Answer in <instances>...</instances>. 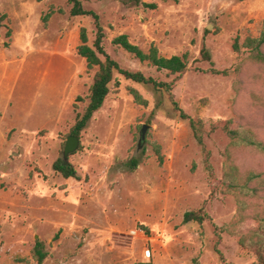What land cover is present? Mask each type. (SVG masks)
Returning <instances> with one entry per match:
<instances>
[{"label": "rangeland", "instance_id": "1", "mask_svg": "<svg viewBox=\"0 0 264 264\" xmlns=\"http://www.w3.org/2000/svg\"><path fill=\"white\" fill-rule=\"evenodd\" d=\"M82 2L100 15L104 46L122 67L173 84L180 107L203 122L204 146L165 90L116 74L118 84L69 155L80 178L63 177L53 163L63 157L97 70L78 54L80 30L92 42L96 28L91 17L70 15V0H0L7 15L0 35V264H38V243L47 253L42 264H260L239 238L258 225L251 214L264 210V185L249 183L258 195L242 197L250 216L239 221L224 173L234 164L242 181L250 171L264 176V151L232 145L224 127L249 128L264 142V63L243 46L260 33L264 0ZM122 33L145 51L154 44L164 56L188 52L187 71L168 74L140 61L112 44ZM203 45L211 61L200 59ZM134 156L141 162L130 170ZM200 208L202 223L183 222L186 211Z\"/></svg>", "mask_w": 264, "mask_h": 264}, {"label": "trees", "instance_id": "2", "mask_svg": "<svg viewBox=\"0 0 264 264\" xmlns=\"http://www.w3.org/2000/svg\"><path fill=\"white\" fill-rule=\"evenodd\" d=\"M70 2L72 3L70 9L71 16H89L93 20V24L96 28L94 40L91 42L87 28L81 27L80 44L78 45L77 50L78 54L86 60L88 69L97 68L93 83L90 87L88 104L84 112L78 113L76 123L71 129V134H75L80 137L81 132L87 127L94 113L103 106L106 97L112 89V85L118 84V81H115V75L120 74L127 80L151 86L157 91L165 90V92L169 95L174 109L180 111L181 118L189 121L196 140L204 146L203 122L200 119L191 117L180 107L173 93V84L171 82L161 81L153 76L146 75L141 70H130L122 67L120 63L109 54L104 46L106 32L105 27L101 22L100 15L94 10L86 9L82 0H70ZM150 6L154 7L155 5L152 4ZM60 12H62V10ZM50 14L51 13L49 12L43 17L44 22H47ZM6 18V14H0V35L2 28L5 26ZM8 34H11L10 30L8 31ZM112 44L123 48L142 62L147 61L158 70H166L168 74H178V76H180L188 69V52L172 56H164L160 54L158 47L154 44L150 46L148 51H145L139 45L133 43L126 33L115 36L112 39ZM243 46L250 50L251 59L264 63V20L259 35L247 37ZM235 49H240L237 43L235 44ZM211 58L212 56L210 50L206 47V45H203L200 51V59L211 61ZM132 94L138 103L143 105L147 104V100L144 99L137 90L132 89ZM82 99L83 97L78 96L76 100ZM224 129L231 138L232 145L252 146L264 151V142L259 140L251 129L232 128L230 126V121L225 123ZM156 154L158 155L160 162H162L163 156L161 154L160 146H156ZM140 162L141 159L134 156L127 162V165L130 170H135ZM53 168L65 178H80L77 169L69 161V159L66 160L63 157L56 159L53 163ZM242 176L243 173L234 164H230L224 173L227 188L231 192L235 193L238 198L239 211H241L239 221H243L245 218L250 216V214L248 215V213L244 212L249 205L246 199L242 197H246L248 195L255 197L258 195V187H250L249 183L255 181L264 185V176H262L261 173H254L253 171H250L244 181H242ZM252 212L251 216L257 221L258 225L254 228L248 229L244 233L242 232L239 242L242 246L249 248L256 254L257 260L260 264H264V210L260 211L254 209ZM205 218L206 213L203 208H200L198 210L186 211L183 216V222L188 223L196 221L202 223ZM41 246L42 244L38 243L33 248V255L37 259L38 264H42L43 260L47 256V253L41 250Z\"/></svg>", "mask_w": 264, "mask_h": 264}, {"label": "water", "instance_id": "3", "mask_svg": "<svg viewBox=\"0 0 264 264\" xmlns=\"http://www.w3.org/2000/svg\"><path fill=\"white\" fill-rule=\"evenodd\" d=\"M149 126L150 125H148V124H144L142 126L138 148L142 147L141 143L146 138V131H147ZM79 146H80V137L75 135V134H70L67 137V140L65 143V147H64V151H63V158L66 160L69 159V155L74 153L75 151H77Z\"/></svg>", "mask_w": 264, "mask_h": 264}, {"label": "built area", "instance_id": "4", "mask_svg": "<svg viewBox=\"0 0 264 264\" xmlns=\"http://www.w3.org/2000/svg\"><path fill=\"white\" fill-rule=\"evenodd\" d=\"M138 231H139L138 229H134V230H132V234H137ZM140 231H142V230H140ZM150 257H151V250L147 249V258L149 259Z\"/></svg>", "mask_w": 264, "mask_h": 264}]
</instances>
